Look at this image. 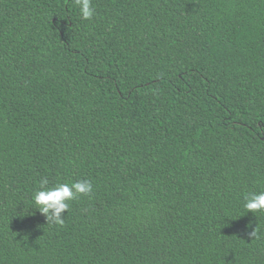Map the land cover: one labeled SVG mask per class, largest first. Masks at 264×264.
<instances>
[{
    "label": "trees",
    "instance_id": "obj_1",
    "mask_svg": "<svg viewBox=\"0 0 264 264\" xmlns=\"http://www.w3.org/2000/svg\"><path fill=\"white\" fill-rule=\"evenodd\" d=\"M92 5L0 0V264H264V0Z\"/></svg>",
    "mask_w": 264,
    "mask_h": 264
},
{
    "label": "clouds",
    "instance_id": "obj_2",
    "mask_svg": "<svg viewBox=\"0 0 264 264\" xmlns=\"http://www.w3.org/2000/svg\"><path fill=\"white\" fill-rule=\"evenodd\" d=\"M79 7V14L84 20L93 18L95 8L92 0H76ZM45 180L41 186L33 193L32 209L43 214L47 222L63 225V213L67 212L70 202L78 199L81 195H89L93 191V185L88 180H80L69 183H56L48 187ZM243 207L247 212L264 213V191L251 192L244 197ZM251 233V235H253Z\"/></svg>",
    "mask_w": 264,
    "mask_h": 264
}]
</instances>
